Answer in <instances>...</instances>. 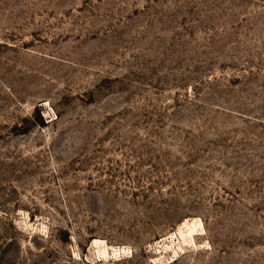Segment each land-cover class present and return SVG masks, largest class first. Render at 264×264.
<instances>
[{"label":"rangeland","instance_id":"obj_1","mask_svg":"<svg viewBox=\"0 0 264 264\" xmlns=\"http://www.w3.org/2000/svg\"><path fill=\"white\" fill-rule=\"evenodd\" d=\"M0 264H264V0H0Z\"/></svg>","mask_w":264,"mask_h":264}]
</instances>
